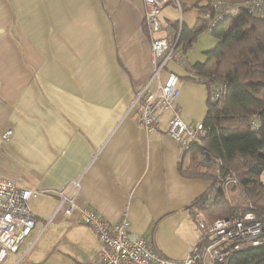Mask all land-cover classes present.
Listing matches in <instances>:
<instances>
[{
    "label": "crops",
    "instance_id": "crops-1",
    "mask_svg": "<svg viewBox=\"0 0 264 264\" xmlns=\"http://www.w3.org/2000/svg\"><path fill=\"white\" fill-rule=\"evenodd\" d=\"M245 1L177 0L178 10L171 0L157 36L170 39L177 21L191 28L212 2ZM144 16L142 0H0V177L48 192L28 201L34 227L4 264H93L92 231L56 211L54 193L77 179L79 206L111 224L125 216L166 258L183 259L197 244L189 207L211 183L180 175L171 114L146 132L133 104L151 73ZM202 35L196 43L210 34ZM201 41L196 56L185 51L187 67L172 63L162 74L179 77L175 109L186 124L202 123L206 112V87L188 71L216 44Z\"/></svg>",
    "mask_w": 264,
    "mask_h": 264
},
{
    "label": "built area",
    "instance_id": "built-area-1",
    "mask_svg": "<svg viewBox=\"0 0 264 264\" xmlns=\"http://www.w3.org/2000/svg\"><path fill=\"white\" fill-rule=\"evenodd\" d=\"M171 0H142L144 23L150 39L151 73L145 87L136 95L133 104L140 105L139 124L146 132L154 131L160 124L163 114L170 113L167 122V135L181 149L191 143H197L207 135V128L202 124H186L175 109L179 96V77L168 72L165 79L162 74L169 63L187 67L185 50L179 43V30L173 32L170 39L160 38L161 31L158 16ZM179 10L177 0H173ZM212 21L208 33L225 17L245 9L252 15L264 18V0H247L239 6L212 2ZM180 28V27H179ZM191 68L188 69L190 71ZM192 71V70H191ZM193 74V71L191 72ZM202 82V79H200ZM155 82V90L148 89ZM224 86L219 83L209 85V99L217 101ZM257 127L255 120L250 122ZM11 132H6L3 139H8ZM235 184L233 179L224 182V187ZM80 189V180H73L54 194L58 198L56 211H62L66 219L77 215V221L88 227L94 234L98 249L93 264H226L237 252L264 245V221L253 213L235 215L207 223L200 214L195 215L200 237L194 248L180 260H173L161 255L147 237L131 232L125 216L111 224L102 219L95 211L79 206L76 195ZM48 192L25 190L10 179L0 177V264H4L10 254L18 251L21 243L29 236L34 227V218L28 201ZM216 189L206 193L205 204L211 202Z\"/></svg>",
    "mask_w": 264,
    "mask_h": 264
},
{
    "label": "trees",
    "instance_id": "trees-1",
    "mask_svg": "<svg viewBox=\"0 0 264 264\" xmlns=\"http://www.w3.org/2000/svg\"><path fill=\"white\" fill-rule=\"evenodd\" d=\"M211 21L208 5L200 10L191 28L178 21L172 25L174 31L179 30V43L185 51L208 31ZM209 33L216 44L204 52L203 62L190 67L193 74L189 77L206 87L202 124L208 132L199 142L182 149L178 171L184 178L209 181L216 194L207 204V192L197 198L189 207L190 215L194 219L200 214L211 223L251 212L264 221V18L240 9ZM211 83L224 86L215 102L208 95ZM252 120L256 128L250 126ZM205 155L209 165L202 163ZM229 179L245 197L241 206L231 204L225 195L223 184ZM226 264H264V245L239 251Z\"/></svg>",
    "mask_w": 264,
    "mask_h": 264
},
{
    "label": "rangeland",
    "instance_id": "rangeland-1",
    "mask_svg": "<svg viewBox=\"0 0 264 264\" xmlns=\"http://www.w3.org/2000/svg\"><path fill=\"white\" fill-rule=\"evenodd\" d=\"M161 13V12H160ZM174 17H175V19L174 20H177V19H179V15H178V13L176 12H174ZM160 19H163V16H161L160 15ZM163 21V20H162ZM164 22V21H163ZM203 34V33H202ZM202 34H200L198 37L199 38H201L203 35ZM210 34V33H209ZM209 38L211 39L212 38V40H215L212 36H210V35H206V36H204V38H202V39H208L209 40ZM202 39H200L199 41H198V43H196V41L193 43V45L190 47V48H188L187 49V51L188 52H191L190 50H192V55H194V56H196L197 55V52H198V50H197V48H199V46L200 45H203V44H201V40ZM200 44V45H199ZM213 48H214V46H213ZM212 49V48H211ZM190 54V53H189ZM190 57V56H189ZM190 60H191V57H190ZM203 61H204V59H203ZM171 64L172 63H169L168 64V66L170 67L171 66ZM167 66V67H168ZM166 71V70H165ZM261 181L264 183V173H263V175L261 176ZM223 190H224V192H225V195H226V197L229 199V201L231 202V204H233V205H235V206H241V205H243L244 204V200H245V197L243 196V194H242V192H240V190L237 188V185H233V184H229L227 187H224V184H223Z\"/></svg>",
    "mask_w": 264,
    "mask_h": 264
},
{
    "label": "water",
    "instance_id": "water-1",
    "mask_svg": "<svg viewBox=\"0 0 264 264\" xmlns=\"http://www.w3.org/2000/svg\"><path fill=\"white\" fill-rule=\"evenodd\" d=\"M202 163H203V165H209L210 164L208 155H205Z\"/></svg>",
    "mask_w": 264,
    "mask_h": 264
}]
</instances>
